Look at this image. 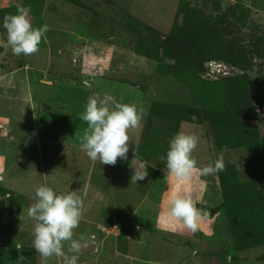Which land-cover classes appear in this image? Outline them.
<instances>
[{
    "label": "rangeland",
    "instance_id": "rangeland-1",
    "mask_svg": "<svg viewBox=\"0 0 264 264\" xmlns=\"http://www.w3.org/2000/svg\"><path fill=\"white\" fill-rule=\"evenodd\" d=\"M19 7L49 31L39 46L45 54L16 56L0 26V77L27 70L25 92L15 89L24 97L0 94V264H44L27 215L44 184L82 201L78 264H229L228 257L264 264V245L240 251L231 236L233 228L237 236L248 223L254 228L234 192L258 188L264 172V0H0V25ZM194 23L209 33L201 36L213 57L174 64L163 42ZM149 44L158 58L144 52ZM106 94L145 109L128 132L127 159L114 166L80 147L88 98ZM181 104L200 118L160 116ZM179 131L199 137V167L223 157L224 171L171 176L166 153ZM142 164L148 175L136 183L131 177ZM173 192L190 194L201 209L195 234L169 215ZM47 264L63 261L54 256Z\"/></svg>",
    "mask_w": 264,
    "mask_h": 264
},
{
    "label": "clouds",
    "instance_id": "clouds-1",
    "mask_svg": "<svg viewBox=\"0 0 264 264\" xmlns=\"http://www.w3.org/2000/svg\"><path fill=\"white\" fill-rule=\"evenodd\" d=\"M0 26L6 30V46L16 56L37 53L49 31L47 24L34 27L30 10L24 7H19L15 14L5 16ZM0 46H5L4 40H0ZM144 114L143 106L119 102L108 94L102 98L89 97L80 115V119L89 126L80 139L81 150L100 165L114 166L118 159H127L130 142L128 132L140 126ZM198 143L199 137L195 133L184 131L177 132L169 140L167 169L178 181L190 179L193 173L206 177L224 171L223 157L203 167L198 166L193 155ZM140 167L144 171L133 172L131 177L136 183L148 175L147 165L142 164ZM167 211L192 234L199 230L198 221L203 213L190 194L173 192L167 201ZM27 215L35 221L32 244L44 264L54 256L62 258L63 264H78L83 245L74 238V229L79 227L82 201L76 192L69 190L58 193L49 185H40L35 190V202L28 208ZM227 259L230 264L231 257Z\"/></svg>",
    "mask_w": 264,
    "mask_h": 264
},
{
    "label": "trees",
    "instance_id": "trees-1",
    "mask_svg": "<svg viewBox=\"0 0 264 264\" xmlns=\"http://www.w3.org/2000/svg\"><path fill=\"white\" fill-rule=\"evenodd\" d=\"M218 33H219L218 29L215 28L213 35L215 36ZM201 35L206 37L209 36V33L206 31L203 25H199V23H194L191 26H184L180 30L178 31L176 30L175 33H173L171 36H168V38L165 39V41L163 42L162 53L168 57H171L174 61H176L174 62V64H181L180 61L183 60L195 61L193 59V57L195 56L201 59L207 57H213L212 55H210V53H206L207 48L204 43L205 38H203ZM216 45L217 43H215V46ZM144 52L146 53V55H148V57L152 59L158 58L157 49L154 46H152V44L147 45ZM228 52L230 53V50H228ZM246 59H244V61ZM187 65H189V63ZM185 67L186 66H184V68ZM179 70H184V69L181 68ZM184 72L186 73L187 71L184 70ZM161 114L164 115V117L171 115L173 118L174 117L180 118L182 120L191 119L193 115L196 118L198 117L200 118L198 112H196L195 107L182 105V104L181 106L178 105L175 109L173 108L171 114L170 112H166L163 109H161L160 116ZM170 119L168 117L169 121ZM168 124H170V122ZM263 173L264 172L260 174L259 178H256V185H259L258 187L259 189L257 188V186H246V187L244 186L243 188H241L242 190L240 193L236 191L233 194L238 196L240 205L246 208L245 213H247V216L248 213H250V218H252L250 225L252 226L254 225L253 228L250 227L248 223L244 227V229L242 228L243 229L242 232L239 231V236H237L238 234L237 229L235 230L233 228L231 230V233H233L231 234V236L233 235L234 242L236 243V246H239L238 250L240 251L251 249L250 247H253L255 245L257 246L264 245V175ZM224 181L228 185L227 182L228 178L224 179ZM247 216L245 215L244 218H246Z\"/></svg>",
    "mask_w": 264,
    "mask_h": 264
},
{
    "label": "crops",
    "instance_id": "crops-1",
    "mask_svg": "<svg viewBox=\"0 0 264 264\" xmlns=\"http://www.w3.org/2000/svg\"><path fill=\"white\" fill-rule=\"evenodd\" d=\"M37 53H43V54H45L46 51L43 48H39V51ZM43 58H45V57H43ZM42 59H41V61H42ZM20 69L21 70L14 71L12 77H9V75H5V76L3 75L2 78L0 77V79H3V82L6 81L5 83H7L5 86H4L3 83L1 84L2 86L0 85V94L1 95H4L6 97H13V98H16L18 96L24 97L25 93H23L21 95H18L15 92V89L17 87H20L21 88V85H22V88L24 87L22 83H23V80L25 79V75H26L25 74L26 73L25 71H27V70L25 68H20ZM7 85H9V86L7 87ZM25 90H26V87L24 89V92H25ZM7 91H8V93H7ZM29 94H30V92H28V95Z\"/></svg>",
    "mask_w": 264,
    "mask_h": 264
}]
</instances>
